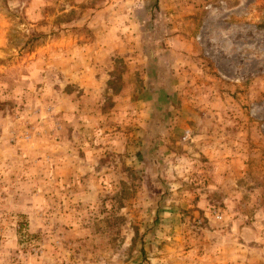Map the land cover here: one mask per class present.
I'll return each instance as SVG.
<instances>
[{
    "label": "rangeland",
    "instance_id": "374dc122",
    "mask_svg": "<svg viewBox=\"0 0 264 264\" xmlns=\"http://www.w3.org/2000/svg\"><path fill=\"white\" fill-rule=\"evenodd\" d=\"M205 16L210 19L208 30L201 22ZM159 19L161 25L157 24ZM177 30L182 35L180 39H187L186 46L170 56L178 55L179 60L175 59L171 66L164 62L161 68L166 73L178 69L177 78L184 85L194 80L196 89L181 91L174 107L168 110H176L183 117L176 124L178 131L169 138L172 142L168 147L173 150L169 155L172 159H176L175 153L179 155L175 160L179 161L178 170L169 173V181L182 179L188 161L187 147L197 151L204 143L238 149L244 154L235 155L234 161L248 166H236L231 174L236 184L233 187L244 196V188L259 193L264 205V0H0V111L7 110L21 121V116L27 115L24 125L20 127L19 122L17 127L31 136L44 134L48 129L53 132L55 120L48 124L41 121V129L34 128L40 110L44 111L41 119L50 120L54 116L52 106L61 97L62 89L72 95L75 85L85 92L97 85L94 92L100 99L97 109L101 115L95 125L106 131L124 128L121 131L130 133L126 120L118 122L113 115L117 112L114 99L129 100L121 110L130 112V89L134 86L143 93L146 74L152 67L148 54L170 47V37ZM83 93L78 90L72 97L81 98ZM141 93L137 99L143 98ZM107 113L108 118H102ZM25 136L27 140L29 135ZM115 154L107 156V160L103 156L100 161L106 160L112 167L119 159ZM196 155L195 160H203L202 155ZM224 157L230 159V155ZM127 158L124 177L129 185L127 193H131L137 171L131 156ZM146 162H151L152 167L146 172L142 169L147 178L138 187L150 197L159 187L164 189V185H152L151 181L162 178L166 170L157 158ZM142 163L145 167V161ZM174 185L171 197L185 199L179 204L169 201V209L187 211L179 218H161L156 223L142 214L131 218L125 216L133 211L131 204L122 210L117 203L106 219L109 231L102 233L103 246L68 245L67 237L61 238L64 244L56 250L60 264H147L154 257L158 259L155 264H185L187 240L182 235L199 237L205 228L224 223L228 213L218 191L209 192L204 187L200 190L202 182L182 181ZM186 191L194 196L186 195ZM204 191L205 209L212 205L210 219L203 208L196 207ZM121 194L126 196L123 191ZM146 205L141 204L140 209H146ZM213 208L222 214L221 220L212 215ZM171 223L178 228L170 229ZM129 228L135 229V235ZM80 236L84 240L89 235ZM39 251L38 246L30 247L33 254L38 255ZM66 255L70 256L69 261Z\"/></svg>",
    "mask_w": 264,
    "mask_h": 264
},
{
    "label": "crops",
    "instance_id": "0c3cea01",
    "mask_svg": "<svg viewBox=\"0 0 264 264\" xmlns=\"http://www.w3.org/2000/svg\"><path fill=\"white\" fill-rule=\"evenodd\" d=\"M161 20H157V24L161 25ZM201 22L208 30L210 19L205 16ZM179 31L170 37V47H163L159 53L148 54V62H152V67L146 74L148 78L143 93L134 86L130 89V95H133L128 103L130 112L121 110L129 100L114 99L117 112L113 115L118 122L126 120L124 123L129 124L126 129L131 130L130 133L121 131L124 128L106 131L95 125L101 115L97 109L100 99L96 98L94 92L97 85H92L86 92L75 85L72 95L64 93L62 89L61 97L52 106L54 116L50 120L41 119L44 111L40 110V115L36 116L39 121L34 123V128H40L41 121L48 124L55 120L53 132L48 129L46 133L37 132V136L32 137L17 127L19 122L22 123L20 127L24 125L27 115L21 116L24 118L21 121L12 117L7 110L0 111V264H60L56 250L60 244H64L61 238L66 237L68 245L99 243L103 246L102 233L109 231L106 219L117 208V203L122 210L124 205L131 204L133 211L125 215L131 218L142 214L154 223L161 218H179L187 211H171L168 202L179 204L185 199L171 197L174 184L182 181L202 182L200 190L204 187L209 192L218 191L229 214L224 223L205 228L199 237L182 235L184 241L187 240L183 256L185 264H264L263 197L246 188L247 196H244L243 192L233 187L236 184L231 174L236 166H248L243 161H234L235 155L244 152L232 148L226 150L220 145L206 146L204 143V147L197 151L187 147L189 152L185 155L188 161L182 179L169 181V173L173 169L178 170L179 166V161H175L179 155L172 153L176 159L169 155L173 151L168 147L172 142L169 138L178 131L176 126L183 117L176 110H168L174 107L181 91L196 89L194 80L184 85L177 78L175 72H179L178 69L166 73L164 67L161 68L164 62L171 66L175 59L179 60L178 55L170 56H174L180 47L183 49L186 46L187 39H180L182 35L177 33ZM78 90H82L83 95L73 98ZM139 93L142 99H137ZM108 114H102V118H108ZM25 135H29L27 140L24 139ZM152 141L154 144H151ZM112 153L119 159L110 167L106 160ZM199 154L203 160L194 159L193 155ZM225 154L230 155V159H223ZM103 156L106 157L104 163L100 161ZM126 156H131L133 169L137 171V178L131 184L134 187L131 193H127L129 185L124 177ZM168 156H171L170 160ZM205 157L209 159L205 160ZM156 158L163 162L166 173H162L160 179L154 177L151 184H162L164 189L159 187L153 196L147 197L138 185L147 178L142 175V169L146 172L152 167L151 162L147 164L146 161ZM144 161L145 167H142ZM122 191L126 196L121 194ZM186 195L194 196L189 191H186ZM206 195L204 191L199 196L196 207L203 208L205 216L210 219L212 205L205 209ZM141 197L146 201L142 202ZM129 198L131 200L127 201ZM187 201L191 202L189 198ZM143 203L147 205L142 210L140 206ZM99 220H102L100 224ZM172 226L178 228L173 223L169 228ZM129 230L135 235L134 228ZM81 234L89 236L81 240ZM31 246H38V255L30 252ZM104 246H107L106 242ZM196 250H199L198 254ZM69 258L66 255L68 261ZM149 260L151 263L157 262L153 258ZM64 264L68 263L65 261Z\"/></svg>",
    "mask_w": 264,
    "mask_h": 264
},
{
    "label": "built area",
    "instance_id": "2783aa9c",
    "mask_svg": "<svg viewBox=\"0 0 264 264\" xmlns=\"http://www.w3.org/2000/svg\"><path fill=\"white\" fill-rule=\"evenodd\" d=\"M211 213L217 220H221L223 218L222 214L218 210H216V208H213Z\"/></svg>",
    "mask_w": 264,
    "mask_h": 264
}]
</instances>
